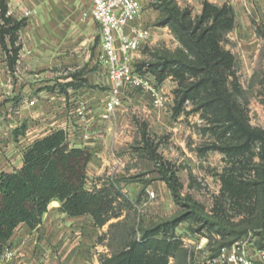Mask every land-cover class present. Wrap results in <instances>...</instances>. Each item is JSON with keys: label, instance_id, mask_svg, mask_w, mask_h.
<instances>
[{"label": "rangeland", "instance_id": "1", "mask_svg": "<svg viewBox=\"0 0 264 264\" xmlns=\"http://www.w3.org/2000/svg\"><path fill=\"white\" fill-rule=\"evenodd\" d=\"M4 1L8 6L7 15L13 16L11 4ZM212 1L219 6H230L235 18L233 29L222 41L224 48L235 57L234 76H229L227 82L229 100L248 126L264 131V0ZM202 2L142 0L141 12L153 14L148 26H158V37L156 45L144 43L139 49L134 63L138 72H148V65L160 67L167 59L177 58L182 49V43L171 27L161 24L164 11L167 13V9L176 4L180 11L188 10L192 18H196L202 11ZM23 11L16 18L13 16L25 20L15 43L21 48L24 40L21 36L30 17ZM35 13L33 11L32 16ZM98 41L96 35L89 43L91 57L95 56ZM85 64L76 63L71 70L62 68L60 73L75 74L74 83L70 85L71 107L82 103L88 109L86 123L74 112L67 115L71 120L70 127L93 125L94 128L98 125L103 128L94 135L86 132V138L85 133L81 134V145L93 153L87 185L102 186L112 178L122 190L119 201L123 205L122 216L105 224L97 237L101 255H109L123 245L126 236L128 238L127 228L178 217H184V220L175 228L174 234L181 239L182 246L177 255L170 258L171 264H206L209 253L216 254L222 245L237 240H248L256 245L264 241V204L258 187L254 189L253 197L245 200L231 198L225 189L226 171L231 168L242 184L259 180L258 174L264 168L259 155L260 143L256 142L246 154L231 157L224 153L221 148H235L240 143L231 133L225 132L227 123L205 105L206 98L201 94L195 101L189 99L179 103L184 90L196 79L189 78L181 84L175 75L168 76L159 85L167 98L161 107L154 106L147 93L137 89L124 91L121 107L108 121L102 117L104 110L101 105H96V99L89 104L81 101L85 94L90 98L102 96L105 101L110 96L106 75L98 73L96 63L91 67ZM53 69L49 71H56ZM65 84L49 82L46 86L49 90L55 88L58 97L68 96ZM217 118H221V122H215ZM5 121L0 112L2 134L7 126ZM35 134L23 136L14 152L19 150L18 146L27 147ZM90 141L95 144H85ZM53 208L55 206L50 205V209ZM112 223L115 226L110 227Z\"/></svg>", "mask_w": 264, "mask_h": 264}, {"label": "trees", "instance_id": "2", "mask_svg": "<svg viewBox=\"0 0 264 264\" xmlns=\"http://www.w3.org/2000/svg\"><path fill=\"white\" fill-rule=\"evenodd\" d=\"M7 11L6 2L1 0L0 45L13 68L21 49L20 45L15 46L17 33L25 20H17L7 15ZM164 13L161 24L171 27L182 43V49L178 51L177 58L167 59L160 67L148 65L147 71L158 85L171 74L181 84L189 78L196 79L184 90L179 103L189 99L195 101L202 94L206 98L205 105L214 109L213 114L221 116L227 123L225 132L231 133L240 143L235 148L228 146L221 150L231 157L238 156L239 153H248L258 142L259 155L264 161V131L248 126L229 100L231 95L227 82L229 76H234L235 57L224 48L222 41L234 27L231 7L205 0L196 18H192L188 10L180 11L176 4ZM70 75L75 78V74ZM73 83L71 81L67 85ZM222 119L217 118L215 122ZM92 157L89 148L73 144L64 128H56L27 147L19 167L0 174V255L21 224L35 229L43 222L54 200L59 201L60 212L69 216L89 215L99 227L122 216L123 205L119 202L122 190L116 180L111 178L102 186L88 187V166ZM228 170L225 189L231 198H252L254 189L258 187L264 204V168L258 174V181L244 184L234 176V169ZM183 220L184 217H178L127 228L126 241L113 253L101 255V264H171L170 258L176 256L182 246L174 230ZM258 246L264 248V241Z\"/></svg>", "mask_w": 264, "mask_h": 264}, {"label": "crops", "instance_id": "3", "mask_svg": "<svg viewBox=\"0 0 264 264\" xmlns=\"http://www.w3.org/2000/svg\"><path fill=\"white\" fill-rule=\"evenodd\" d=\"M8 1L15 18L26 9L37 14H32L27 20L26 30H23L21 36L24 39L22 48L13 68L9 66L0 46V112L3 113L7 125L3 134L0 131V174L19 167L27 147L37 138L58 128L57 125H61L60 128L68 132L73 144L80 146H83L80 143L83 141L82 133H85L86 138L88 131L93 135L103 131L102 126L98 125L94 128L93 125H82L77 129L70 127L71 120L67 115L72 114V104L69 103L71 89L67 83L73 78L67 76V71L60 73L62 68L71 70L79 62L86 63L88 67L96 63L98 73L105 74L106 79L103 80L110 84L98 58L99 26L92 18L82 16V11L90 6L89 0ZM152 16L151 13L141 12L138 22L147 29L149 39L146 43L156 45L158 26H148ZM96 35L99 41L95 56L91 57L89 43ZM53 68L56 71L50 72L49 69ZM45 77H48L50 83H66L68 96L58 97L55 88L49 90L46 86L49 82L44 81ZM93 79L96 81L97 75ZM89 96L85 94L81 101L89 104L96 99V105H101L104 110L106 101L102 96ZM30 100H35L36 104L29 105ZM33 133L37 134L32 137L29 145L18 146L19 150L14 152L23 136ZM85 144L91 146L95 143L90 141ZM103 227L95 226L89 215L69 216L55 206L53 209L49 208L43 222L35 229L21 224L7 242L0 260H6L5 250L12 249L14 256L6 260V264H101L102 248L97 237Z\"/></svg>", "mask_w": 264, "mask_h": 264}, {"label": "built area", "instance_id": "4", "mask_svg": "<svg viewBox=\"0 0 264 264\" xmlns=\"http://www.w3.org/2000/svg\"><path fill=\"white\" fill-rule=\"evenodd\" d=\"M90 6L82 16L92 18L100 30L99 63L110 81V96L104 105L103 118L110 121L122 105L124 91L140 90L152 97L154 106L161 107L167 98L150 72H138L135 59L142 44L148 41L147 29L138 22L143 5L142 0H89ZM26 17L33 10L23 11ZM30 100L29 105H35ZM81 122H87L88 109L85 104L72 108ZM5 259H12V249L5 250ZM6 260L0 264H6ZM206 264H264V248L248 240H237L222 245L218 252L209 253Z\"/></svg>", "mask_w": 264, "mask_h": 264}, {"label": "water", "instance_id": "5", "mask_svg": "<svg viewBox=\"0 0 264 264\" xmlns=\"http://www.w3.org/2000/svg\"><path fill=\"white\" fill-rule=\"evenodd\" d=\"M51 205H52V206H59L60 203H59V201L54 200V201H52Z\"/></svg>", "mask_w": 264, "mask_h": 264}]
</instances>
